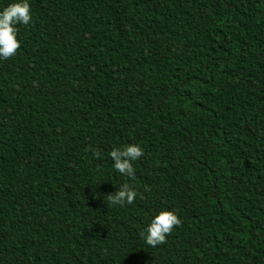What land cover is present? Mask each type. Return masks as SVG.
<instances>
[{"label":"trees","instance_id":"1","mask_svg":"<svg viewBox=\"0 0 264 264\" xmlns=\"http://www.w3.org/2000/svg\"><path fill=\"white\" fill-rule=\"evenodd\" d=\"M0 264H264V0H0Z\"/></svg>","mask_w":264,"mask_h":264}]
</instances>
